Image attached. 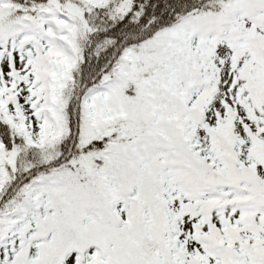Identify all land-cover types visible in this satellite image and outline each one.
<instances>
[{"label":"snow or ice","instance_id":"snow-or-ice-1","mask_svg":"<svg viewBox=\"0 0 264 264\" xmlns=\"http://www.w3.org/2000/svg\"><path fill=\"white\" fill-rule=\"evenodd\" d=\"M0 264H264V0H0Z\"/></svg>","mask_w":264,"mask_h":264}]
</instances>
